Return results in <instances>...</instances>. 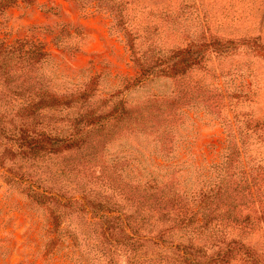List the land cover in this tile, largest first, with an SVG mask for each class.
I'll list each match as a JSON object with an SVG mask.
<instances>
[{
    "label": "trees",
    "instance_id": "obj_1",
    "mask_svg": "<svg viewBox=\"0 0 264 264\" xmlns=\"http://www.w3.org/2000/svg\"><path fill=\"white\" fill-rule=\"evenodd\" d=\"M35 1L0 0V17ZM89 2L122 28L138 69L131 88L160 76L182 81L203 68L209 45L167 46L162 21L172 11L170 0ZM46 58L38 41L0 39V97L10 95V107L0 103V160L12 158L0 162V179L22 184L25 197L46 213L48 242L67 238L80 245L75 264H234L252 256L241 231L254 225L229 211L241 206L236 197L243 192L229 139L222 162L207 168L168 153L144 154L143 164L141 151L123 145L127 134L157 133L153 121L131 117L120 91L103 97L91 87L41 85L35 71ZM45 78L51 83L52 75ZM16 119L23 122L18 129Z\"/></svg>",
    "mask_w": 264,
    "mask_h": 264
},
{
    "label": "rangeland",
    "instance_id": "obj_2",
    "mask_svg": "<svg viewBox=\"0 0 264 264\" xmlns=\"http://www.w3.org/2000/svg\"><path fill=\"white\" fill-rule=\"evenodd\" d=\"M89 1L37 0L9 8L0 17V39L12 43L27 37L44 45L47 58L35 71L41 85L91 87L103 97L120 91L133 109L130 116L152 120L158 130L127 134L123 148L141 151L143 164L144 154L168 153L169 159L178 154L207 168L222 162L229 139L238 154L236 184L243 191L236 197L241 206L229 211L254 225L241 231L252 256L234 264H264V0H170L172 11L162 21L167 46L209 45L204 66L182 81L160 76L132 88L138 69L122 28ZM46 75H52L51 83ZM9 96H1L0 103L10 107ZM153 101L150 110L140 112ZM15 121L16 129L23 125ZM117 143L108 149L115 151ZM3 157L0 162L11 163L9 154ZM22 188L0 179V264H75L80 245L67 238L48 242V216Z\"/></svg>",
    "mask_w": 264,
    "mask_h": 264
}]
</instances>
